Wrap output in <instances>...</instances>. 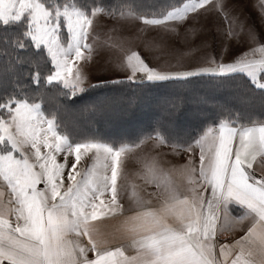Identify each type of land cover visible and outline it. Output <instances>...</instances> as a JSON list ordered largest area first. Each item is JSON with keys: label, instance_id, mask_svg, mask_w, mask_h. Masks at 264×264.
<instances>
[{"label": "snow or ice", "instance_id": "obj_1", "mask_svg": "<svg viewBox=\"0 0 264 264\" xmlns=\"http://www.w3.org/2000/svg\"><path fill=\"white\" fill-rule=\"evenodd\" d=\"M149 7L135 0H0V264H264V0L259 29L231 16L223 0ZM210 10L229 23L221 44L239 34L246 50L225 56L202 43L196 62L179 70L152 64L121 41L117 78L93 84L83 66L73 72V60L92 57L98 14L173 33ZM195 77L211 84V94L191 101V123L173 124L189 103L178 89L187 91ZM166 85L172 90L156 91ZM53 90L73 99L93 93L85 111L112 124L153 108L164 115L134 139L67 126L61 132L37 102ZM153 135L187 159L167 170L148 166L141 179L155 205L136 198L135 210H126L121 156ZM109 216L118 225L101 229L100 218ZM236 227L243 235L218 242V231Z\"/></svg>", "mask_w": 264, "mask_h": 264}, {"label": "crops", "instance_id": "obj_2", "mask_svg": "<svg viewBox=\"0 0 264 264\" xmlns=\"http://www.w3.org/2000/svg\"><path fill=\"white\" fill-rule=\"evenodd\" d=\"M260 2L261 0H250L251 10L249 13L251 16L247 19L239 20L249 21L253 23L257 27V29H259L261 25V13L257 5ZM213 22L214 26H218L216 30L210 29L207 32L197 33L196 35L191 34L190 36H188L190 33H185L178 37H173L172 40L177 37V44H172L169 48L175 46L177 47L176 49H179L175 55H172L168 52V50L161 48L164 43L161 44L159 49H157L156 51H150V53H152L151 57H154L152 61H154L156 64H163L161 66L173 67L179 70H188L189 66L196 62L195 57H198L201 54L198 50V47L202 43L208 46L207 51L213 52L214 54L218 51L225 56L229 55L231 53V50L235 47H242V50H246V47H243L241 44L242 36L239 34L229 37L227 40H224V43L222 45L221 41L224 39V34L227 33L229 23L222 17L209 19L210 24H212ZM236 32L239 33L238 27L236 28ZM169 36V34H161L159 36V40L165 42L169 38ZM180 50H183L188 54L182 55L181 53H178ZM175 59L177 62L175 61ZM171 60L178 64H173ZM184 61H187V63H183ZM186 159L187 154L183 152L179 154H173L172 149L168 145H158L156 143L155 136H153L152 139H144L143 143H138V147L131 148L129 152L121 156L125 178L118 180V183L123 186L120 194V204H122L126 210L129 208L135 210V199L139 198L145 202L151 201V203L155 205V197L150 195L153 191V188L151 186L145 187L144 182L141 179V175L143 174L141 173V170L147 171V167L150 166L153 162H156L167 170L171 169L172 165L184 164ZM173 179L177 181L179 180L178 173L173 174ZM107 198L108 197H104V199L106 200ZM238 212L239 209L234 211L233 215L238 214ZM131 214L132 211L125 212V215ZM120 219L123 218L121 217ZM100 221L101 222L98 223V226L104 230H111L118 225V220H114L110 216L101 217ZM241 235H243V232H241L238 227L234 229L228 228V230L223 232V234H220L218 231V242L230 243L234 238H239V236ZM128 254H131V252H129Z\"/></svg>", "mask_w": 264, "mask_h": 264}, {"label": "rangeland", "instance_id": "obj_3", "mask_svg": "<svg viewBox=\"0 0 264 264\" xmlns=\"http://www.w3.org/2000/svg\"><path fill=\"white\" fill-rule=\"evenodd\" d=\"M227 11L231 16L238 19H247L250 17V0H223ZM223 17L222 13L215 10H210L208 12H201L199 16L194 17L189 21L188 24L179 27L178 32L165 33L162 29L154 28L152 26H146L142 21H123L118 20L114 17H109L105 14H98L94 20L92 37L89 43L93 44V53L91 59L87 60L80 59L79 61L73 60V72L77 68L83 66V70L87 72L89 76V81L93 84L97 82V79H115L117 78L118 69L115 67L117 57L120 55L118 45L121 41L129 46L134 51H138L141 55L147 57L152 64H156L151 57L152 53L150 51H156L159 49L157 45L161 46L172 55H175L179 49L172 46V44H177L176 38L182 34L190 33L196 35L197 33L207 32L210 29L216 30L218 26H214L209 23V19ZM194 26L195 33L186 32L185 29ZM161 34H169V38L164 42L159 40ZM177 36L174 40L173 37ZM182 55H187L185 51H179ZM85 55H87L85 51ZM179 57V56H178ZM176 61V59H175ZM171 62L174 64L173 60ZM177 62V61H176ZM182 62V61H180ZM183 63H187L184 61ZM178 64V63H175ZM163 65V64H160ZM167 65V63H166ZM188 66V65H186ZM46 126V125H45ZM57 160L59 162L63 161V156L58 155ZM83 161V157H82ZM79 167V165H78ZM146 170H141L144 173Z\"/></svg>", "mask_w": 264, "mask_h": 264}, {"label": "trees", "instance_id": "obj_4", "mask_svg": "<svg viewBox=\"0 0 264 264\" xmlns=\"http://www.w3.org/2000/svg\"><path fill=\"white\" fill-rule=\"evenodd\" d=\"M98 2H102L105 5H118L121 3V0H98ZM135 2L142 4L146 11H151L149 6L162 2V0H135ZM124 11H127V9H124ZM192 79L193 82L188 86L187 91L178 89L188 97L189 103L183 106L171 117L173 124L183 125L191 123V101L197 96L211 94V84L207 80H202L198 77ZM49 87L50 86L46 85V88ZM171 90V86L166 85L156 91L165 94ZM78 95L81 96L80 99L64 98L53 90L49 96L42 100L38 99L37 102L41 104L45 116H49L50 114L56 116V123L59 131L63 132L67 126L68 129H75L85 135L96 133L109 138L123 136L125 139H134L140 129L149 132L150 122L154 118H159L164 115L159 108H153L142 113L138 119L129 123L112 124L99 115L92 114L90 111H85V108L89 106L93 93L89 92ZM208 115L211 116L212 113L208 112ZM143 139H146V137Z\"/></svg>", "mask_w": 264, "mask_h": 264}]
</instances>
